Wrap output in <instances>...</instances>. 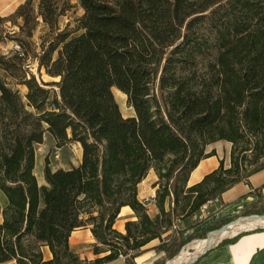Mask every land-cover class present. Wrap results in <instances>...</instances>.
<instances>
[{
  "label": "trees",
  "instance_id": "16d2710c",
  "mask_svg": "<svg viewBox=\"0 0 264 264\" xmlns=\"http://www.w3.org/2000/svg\"><path fill=\"white\" fill-rule=\"evenodd\" d=\"M76 6L81 15L61 27ZM7 39L20 49L4 52ZM29 60L39 75L44 69L58 79L39 78ZM114 87L127 94L134 114H123ZM47 131L57 146L79 142L82 159L53 169L46 156L47 183L39 184L36 144ZM217 140L232 143L231 165L220 159L188 185L199 161L216 154L206 145ZM263 156L264 0H24L0 15V188L8 199L0 262L104 264L130 251L125 264H138L154 238L171 257L204 235L193 233L201 228L180 231L177 241L168 232L173 222L247 180L264 167ZM151 168L158 175L155 216L138 196ZM123 205L138 219L121 232L114 223ZM211 222L203 231L216 227ZM88 224L94 258L69 245L70 233Z\"/></svg>",
  "mask_w": 264,
  "mask_h": 264
},
{
  "label": "crops",
  "instance_id": "0c3cea01",
  "mask_svg": "<svg viewBox=\"0 0 264 264\" xmlns=\"http://www.w3.org/2000/svg\"><path fill=\"white\" fill-rule=\"evenodd\" d=\"M24 0H0V15H7L12 13L19 3ZM134 113H131L132 115ZM79 146V160L78 162H70L69 166L55 165L51 166L53 169L60 167L70 168L72 165H78L82 159L81 144L79 142H73ZM65 146V145H63ZM62 146V147H63ZM232 143L228 140L215 141L208 145V151L212 148L216 149V154L202 158L197 166L190 172L188 179V185L199 182L206 173L211 172L220 165V159L224 160L227 164L229 161V153ZM36 172V171H35ZM39 184H46L45 177H39L37 175ZM158 175L154 168H151L147 176L139 183L138 196L141 200L146 201L148 212L151 216H155L159 212V208L155 202L156 187L154 183L157 181ZM5 195V194H4ZM149 197L151 199H149ZM215 206V215L220 217H232L242 214L243 210L247 207H252L255 212L264 211V167L257 170L248 176L247 180H241L227 188L222 192L219 198H216L210 203ZM7 196L0 195V224L4 220L3 208L7 205ZM193 218H196V214H193ZM114 227L119 231H126V221L129 219L137 220L138 216L135 211L129 205H123L119 212ZM178 224V223H177ZM259 225V224H256ZM261 225V224H260ZM264 225V224H262ZM261 225V226H262ZM179 226V224H178ZM255 226V225H254ZM260 226V227H261ZM235 242H222L211 247L200 255L195 264H264V227L260 229H254L246 227ZM242 230V229H241ZM169 230L168 232H170ZM167 232V233H168ZM69 237L70 248L78 253L82 258H94V245L97 243L95 236L91 230V225L81 226L72 231ZM166 234V233H165ZM160 242V238H154L144 247L146 251L135 257V261L138 264H154L157 260V255H154L152 245ZM45 259L52 257V252L49 246L43 244L41 246ZM153 253V254H152ZM159 254H161L159 252ZM125 258L119 256L104 264H125ZM157 262V261H156ZM16 259H10L0 262V264H16Z\"/></svg>",
  "mask_w": 264,
  "mask_h": 264
},
{
  "label": "rangeland",
  "instance_id": "374dc122",
  "mask_svg": "<svg viewBox=\"0 0 264 264\" xmlns=\"http://www.w3.org/2000/svg\"><path fill=\"white\" fill-rule=\"evenodd\" d=\"M81 13H82V8H80L79 6H76L73 10H71L70 12H68L66 15H64L61 18V27L64 26V24L68 21L74 22V19L77 16L81 15ZM43 33H44V27L42 25H40L38 28H36V31H35L34 36H33L34 41L36 43L40 42V36ZM15 44H16V41L11 40V39H7L5 42L1 43V47H2V50L4 52H9L11 49H17V48H15ZM28 63H29V67L34 72L37 73L39 78H42L44 80L58 79V77H52L49 74H47L44 69H42V72L39 75V73L36 70L37 69L36 68V61L29 60ZM19 88H20V91L22 93V96H24L25 91H26V87L22 84V85H19ZM113 91L115 93V97H116L117 101L119 102V105L121 107L123 114L124 115H130L131 113H134L133 107L128 102L127 94L124 93L122 90H120L117 87H114ZM43 139H44L43 142L36 144V165H35L36 176L38 175L39 177L44 178L43 167L45 164V157L46 156L49 157L51 166H55V165L69 166L72 162H78V160H79V146L77 144L67 143L63 147L57 146L55 137L49 131H47L45 133V136ZM217 141H219V140H217ZM209 144H211V143H209ZM208 145H206V151H208L207 150ZM81 150H82V148H81ZM253 155H254L253 152H251V151L248 152V156L245 160V167L251 168L252 166L255 165V163L251 164V161L254 157ZM263 160H264V156L261 159H259L260 162ZM259 161L257 163H259ZM230 165H231V150L229 153V161L227 164H225V167H229ZM4 194L5 193L0 188V195H3L5 197L6 194L5 195ZM149 199H151V198L149 197ZM212 204H213L212 202L211 203L208 202L207 207L201 208L198 211H196V213H195L196 218H193L192 215L191 216H179L175 220L179 224V226L177 228L171 229V231L169 233H173L174 234L173 238H176L177 241H180V231H183L184 235H187L190 232L194 231V229L201 228V229L195 230L193 233H198V235L203 233L204 235L202 234L203 236H196V237L192 238L191 240L193 241L194 239H197V238H206V236L210 233V231L217 230L219 227L221 228L222 225L229 223L232 220L239 218L240 216H246V215H250V214H261L263 212V211H261V212L258 211V212H253V213H249V214H242V215H238V216H235L232 218L231 217H220V216L218 217L215 215V211H214L215 206H212ZM262 214H264V213H262ZM198 221H200V222H199V225L197 227L191 226ZM209 221H212L211 224L216 225V227H214L212 229H208L207 231H203L204 229L202 227L204 225L209 224ZM237 234L227 236V237H225V239H229L232 237L235 238V236ZM166 240H168V238H165V241ZM191 240L188 241L187 243H184V245H182L180 247L179 251L182 250V248H184L188 243H190ZM162 241L163 240L160 239V242H162ZM160 242H158L157 244H159ZM221 242L222 241H220L219 243H221ZM155 246H156V244H154V245H152V247L148 248V250L153 248V250H155L153 252L154 255H157L156 257H158L156 260L157 262L155 261L154 264H165L168 259H171L177 253H179V251H178L176 254L169 257L165 250H163V249L159 250L158 248H155ZM134 252L136 253L137 251H134ZM159 252L161 254H159ZM129 253H130V251H129ZM86 264H88V263H86ZM183 264H185V263H183Z\"/></svg>",
  "mask_w": 264,
  "mask_h": 264
},
{
  "label": "bare ground",
  "instance_id": "6f19581e",
  "mask_svg": "<svg viewBox=\"0 0 264 264\" xmlns=\"http://www.w3.org/2000/svg\"><path fill=\"white\" fill-rule=\"evenodd\" d=\"M256 224H264V216H251V217H240L235 221L225 225L221 230L210 231L206 238H197L191 240L182 250L179 251L171 259H168L165 264H183L191 260L198 252L203 250L207 245H211L217 242L224 236H230L235 234L238 230L243 228H252Z\"/></svg>",
  "mask_w": 264,
  "mask_h": 264
},
{
  "label": "water",
  "instance_id": "95a60500",
  "mask_svg": "<svg viewBox=\"0 0 264 264\" xmlns=\"http://www.w3.org/2000/svg\"><path fill=\"white\" fill-rule=\"evenodd\" d=\"M254 215H256V216H264V214H250V215H246V216H240V217H251V216H254ZM239 217V218H240ZM238 219V218H237ZM237 219H234V220H232V221H235V220H237ZM231 221V222H232ZM231 222H229V223H231ZM229 223H226V224H224V225H222L221 226V228L219 227L218 228V230H221L222 231V229H223V227L225 226V225H227V224H229ZM261 225L259 224V225H255L254 227H252V228H259ZM261 227H264V225H262ZM251 228V229H252ZM243 230H247V229H242V230H238L235 234H237V233H239V232H241V231H243ZM209 235V234H208ZM207 235V236H208ZM206 236V237H207ZM225 237H227V236H224V237H222V238H220L217 242H215V243H213V244H211V245H207L205 248H203V250H201L200 252H198L191 260H189L187 263H185V264H191V263H193L194 261H196L197 260V258L200 256V255H202L205 251H207L208 249H210L211 247H213L214 245H216V244H218L220 241H222Z\"/></svg>",
  "mask_w": 264,
  "mask_h": 264
},
{
  "label": "built area",
  "instance_id": "2783aa9c",
  "mask_svg": "<svg viewBox=\"0 0 264 264\" xmlns=\"http://www.w3.org/2000/svg\"><path fill=\"white\" fill-rule=\"evenodd\" d=\"M15 48H17V50H19L20 49V45L18 43H16L15 44ZM207 204L208 203H205L201 208L207 207ZM177 227H178V224H177L176 221H174L169 230L174 229V228H177ZM130 253H126V254L125 253H120V256L123 257V258H126Z\"/></svg>",
  "mask_w": 264,
  "mask_h": 264
}]
</instances>
